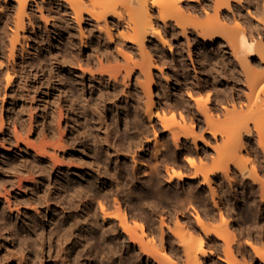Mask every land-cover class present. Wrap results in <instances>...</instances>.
<instances>
[{
  "label": "bare ground",
  "instance_id": "6f19581e",
  "mask_svg": "<svg viewBox=\"0 0 264 264\" xmlns=\"http://www.w3.org/2000/svg\"><path fill=\"white\" fill-rule=\"evenodd\" d=\"M33 5L40 16L50 13L54 5L60 6L67 19L79 27L83 44H92L96 37L103 40L104 33L108 42L121 47L116 53L107 48L97 53L92 65L77 53L61 58L60 66L66 64L73 75L74 88L63 79L59 69L52 74L58 94L62 95L56 104L58 138L52 145L41 144L33 152L39 159L46 158L42 159L44 163L57 173V199L64 200V182L72 186L73 193L68 195L73 197L72 208H76L74 221L62 222L61 229L44 231L37 218L32 219L29 236L23 239L18 229L6 220L1 221L4 236L18 240V256L8 255L0 264H46V256L49 264H264V3L262 9L253 6L252 11L239 0H0V20L12 22L13 26L7 42L5 33L0 35V44L8 45L9 61L15 63L19 57V66L6 65L3 52L0 53V85L2 79L6 80L3 91L0 86L2 101L15 76L22 73L21 65L28 63L32 55L27 46V25L32 23L29 10ZM93 27L102 33L94 35ZM177 29L184 34L188 31L201 45L217 41L226 48L224 52L230 53L226 70L242 85H234L228 94H223L214 80L187 82V97L184 89L178 87L176 93L182 98L166 94L155 100L151 93L155 83L153 72L164 71L153 64L169 60L162 55L155 59L153 52H158V42L171 49L170 31ZM27 65L31 68L39 63L33 64L30 59ZM132 80L136 94L137 89L148 94L146 107L142 110L139 102L133 100L132 120L125 119L124 114L122 122L119 113L125 112L126 104L122 101L133 94L131 87L129 93L126 90ZM119 83V91L107 90ZM174 107L181 108L175 112ZM109 114L112 124L107 122ZM88 115L96 118L100 127L96 123L90 126ZM2 124L0 117V128ZM121 124L125 145L123 136L115 135ZM79 136L84 140L78 141L81 150L75 154L73 142ZM25 142L29 144L27 139ZM146 155L153 163L146 165ZM121 157L126 162L130 157L135 181L140 180L135 176L139 166L146 165L141 169L148 190L153 192L162 188L160 178L164 174L166 182L173 185L186 179L199 180L212 190L215 209H197L193 204L198 196L190 185L171 195L180 201L187 200L178 205L182 219L175 212L162 211L155 228L136 222L120 197L125 195V183L121 184L115 172H108V162H117ZM74 158L92 163L95 173L100 170L109 175L102 178L99 172L93 176L95 183L89 182L86 178L91 176L85 172L92 168L73 166L69 162ZM173 162H182L189 174ZM73 170L80 172L79 176ZM61 171L66 174L59 176ZM71 176L79 182H71ZM247 181L249 190H240V197H246L256 209L252 215L245 210L247 216H252L253 225L243 228L241 222L230 217L231 200L240 198L236 192L229 193V189L235 185L241 188ZM47 208L46 205L43 209ZM190 208L193 218L184 212L191 211ZM32 211L41 218L39 208ZM154 212L150 211L151 215ZM173 221L175 225L171 227ZM214 221L218 224L214 225ZM130 250L133 255H125ZM100 254L104 256L97 263Z\"/></svg>",
  "mask_w": 264,
  "mask_h": 264
},
{
  "label": "rangeland",
  "instance_id": "374dc122",
  "mask_svg": "<svg viewBox=\"0 0 264 264\" xmlns=\"http://www.w3.org/2000/svg\"><path fill=\"white\" fill-rule=\"evenodd\" d=\"M239 1L245 6H249L248 9L252 11L253 6L262 9L264 3V0ZM29 16L32 23L31 25H27V33L29 35L27 46L31 49L32 55L28 59L29 61L32 59L33 64L39 63V66L30 68L27 65L29 61L28 63L22 64V73L15 76L13 83L9 85L3 101L1 100L2 94H0V117L3 121L0 128V222L6 220L9 225L18 229L20 239L29 236L27 232L29 231L28 229L31 228L32 219L37 218L38 222L44 226V231H48L49 229L55 230L56 228L61 229L62 222L71 223L74 221L73 217L75 213L73 211L76 208H72V206H74V204H71L73 197L68 195V193H73L72 186H70V183L64 182L62 187V194L65 196L62 198H64V200L61 201V199H57V195L59 194L57 191L58 186L56 185V180L58 179L56 176L57 173L54 172L51 167H48V164L44 163L46 161L42 159L46 158L43 157L39 159L34 156L33 152L39 145L44 143L52 145L58 138L55 130V120L56 104L58 103L60 94H58V89L56 88L57 82H53L54 79L52 74L59 69L63 79H67L66 81H69L71 87L74 88V83L71 80L73 75L67 70V65L63 63L60 66L63 57L68 58V53L71 52L77 53L84 60L89 61L88 65H92V63L96 61L95 56L97 53H102L106 48L108 52L116 53L117 48L121 47L120 44L119 47L116 46V43L108 42L104 33L98 31L95 27H93L91 31L94 35H99L101 32L103 40L101 37H96L92 39V44H90V42H88V44H83L79 27L71 19H67L68 15L65 14L60 6L54 5L50 13L45 12L43 16H40L37 7L33 5L32 11L29 10ZM56 24L59 25L60 28H58ZM12 27V22L6 24L4 19L2 21L0 20V35L2 34L4 36L5 33V42H7ZM83 29H86L85 25ZM67 34L69 37L66 36ZM88 34L89 31H87L85 35L88 36ZM170 34L172 35V37H170L172 43L171 49H168L166 45L158 42V52H153L155 59H158L159 56L162 55L169 60V62L165 64H161L160 62L153 64L160 66L164 71V74H159L156 70L153 72L155 83L151 93H153L155 100L158 101L161 96L166 94L172 95V97L182 98L176 93L178 87L184 89L183 93L185 97H187L185 90V83L187 82L193 83L197 81L214 80L219 93L223 94H228L231 87L234 85L238 87L242 85V81L236 80L227 72L225 63L230 59V53L224 52L226 48L224 49L220 43L216 41L214 43L201 45L198 39L192 36L188 31L184 34L178 29L177 31H170ZM83 39L85 40V38ZM7 48L8 45L4 47L0 44V53L2 54L3 52L2 58L4 64L19 66V57L16 58L15 63L9 61ZM122 61L121 58L120 62L122 63ZM82 62L85 63V61ZM173 63L176 64L174 65ZM64 66H66V68H64ZM140 79L142 80V77ZM133 80L131 83L128 82L126 87L127 92L129 87H133ZM86 83H88L87 80ZM0 86L3 91L4 86H6V80L2 79ZM121 86L122 83H119L110 88L108 87L107 90L115 93L120 90ZM137 90V94L133 89V94H130V99L122 101L124 105L126 104L123 108L125 112L120 111L119 113L122 122H124V114H126L125 119L129 121L132 120L131 103L133 100L139 102L142 110L146 107L145 103L148 94L146 95L144 90ZM60 97H62V95ZM92 101L95 102V96H93ZM59 102L62 104L61 99H59ZM180 108L181 107H174L173 109L175 112H178ZM87 122H89L90 126L96 123L97 126L100 127L98 124L99 121L93 118L92 115H88ZM107 122L111 124L114 123L111 114L108 115ZM92 127H94V125H92ZM118 128L115 135H119V137L123 136L122 142L123 145H125L127 141L124 138L126 137L124 134V124H121V127ZM131 128H129V131L132 130ZM64 133L65 136H68V129H66ZM159 133H161V131H159ZM72 137L74 138L75 136L73 135ZM152 137L153 136H151V138ZM163 137L164 136L161 135L160 139L164 142L165 140ZM25 139L29 142L28 145ZM81 140L84 139L79 136L75 139V142H73L75 154H78V151L81 150V145H78V141ZM243 153H245V151ZM145 159L146 165L153 163L149 161L152 160L150 155H146ZM208 162L210 163L212 161ZM69 163L75 167H82L84 169L88 167L92 168L91 171L85 172L91 176L86 178V180L95 183L93 176L99 175L97 173H99L100 170H95L96 173L93 172L96 167H94L92 163L78 162L75 158L73 162ZM131 163L130 157L127 159V162L123 157L119 158L117 162H108V172L111 174L115 172L116 178L119 179L121 184L124 185L125 183L123 186L124 191L122 192H125V195L121 194L120 197L122 196L121 199H124L122 200L123 207L129 211V214L133 215L136 222L141 221L147 228H155L160 222L159 215L162 211L175 212V215L182 219L180 216L181 210L178 209V205L180 202H186L187 200L180 201L171 195H173L175 191H181L185 186L188 188L190 185L198 196V198H195L193 204L197 209L200 211H203L205 208V210L215 209L212 203V190H210L206 184H200L199 180L193 182L186 179L178 185H173L166 182V174H164L163 179L160 178L161 184L163 185L162 188H160L159 191L153 192L148 190V182H146V176L142 172V169L145 168L146 165L139 166L135 176L140 180L135 181L133 177V164L131 165ZM174 164L176 167H178L179 164L182 166V171L189 174V171L185 169L182 162H175ZM161 168L164 173V165L161 164ZM70 172L71 171H69L68 174H70ZM73 172H75V174L77 173V176L80 174V172L74 170ZM108 172L107 175H109ZM65 174L64 171H61L59 176H64ZM100 175L102 178L107 176L104 173ZM32 176L34 177L33 179H31ZM71 179L73 183L79 182L75 177L71 176ZM248 187L249 182L247 181V184L245 183L244 186L241 187L242 189L236 185L229 189V193L236 192L237 194H235L240 198L238 200L237 198L231 200L232 202L230 203L231 207L229 210L232 215L230 217L231 219L233 218L241 222L243 228L253 225L252 216L251 218L247 216L245 210L248 209L252 215L256 209V207L249 205V201L246 197H240L242 191L244 193L248 192ZM126 191H129L130 194L129 192L126 194ZM199 198L202 200H199ZM84 199L88 200V198ZM77 204H80V202L77 201ZM46 205L48 208L44 210L43 208H45ZM61 206L65 209L63 210ZM232 206L234 208H232ZM35 207L39 208L41 218L33 213L32 209ZM190 210L189 212L182 211L187 212V214H190L189 216L193 218L192 208H190ZM150 211L155 212L151 215ZM243 219L246 220L244 221ZM213 224L217 225L218 221H214ZM170 225L173 227L175 225L174 221L170 222ZM4 233L5 231L0 230V260L3 262L5 259L4 257H8V255L18 256V240H12L10 237L6 238ZM47 236L46 234V237ZM241 239H243V237ZM91 240H93V238H91ZM125 255H133V250L125 252ZM219 255L222 256V254ZM103 256L104 254H100L96 262H100ZM45 258L46 264H49L48 257L46 256ZM216 259H218V256H215V260ZM104 261H106V258H104Z\"/></svg>",
  "mask_w": 264,
  "mask_h": 264
}]
</instances>
